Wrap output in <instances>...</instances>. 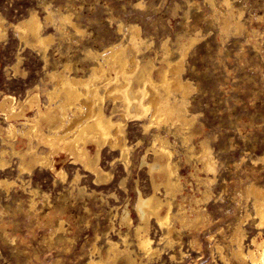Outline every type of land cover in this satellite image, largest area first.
<instances>
[{
    "label": "rangeland",
    "instance_id": "374dc122",
    "mask_svg": "<svg viewBox=\"0 0 264 264\" xmlns=\"http://www.w3.org/2000/svg\"><path fill=\"white\" fill-rule=\"evenodd\" d=\"M230 1L235 11L233 22L242 13L244 29L240 33L234 27L223 31V15L229 12L223 0H216L215 7L208 0H0V15L6 22L18 23L32 12L43 20L48 12L55 16L44 24L45 33L53 37L46 52L27 44L12 27L0 38V102L3 94L25 100L28 91L45 101L43 84L52 86L49 71L61 70L62 64L70 61L75 68L72 73L88 74L94 63L90 51L127 43L129 27L137 26L144 41L139 53L142 61L149 57L162 66L166 46L172 50V60L179 57L183 45L188 47L182 76L192 84L189 113L196 116L194 128L198 130L185 140L178 127L172 126L169 132L166 125H153L145 131L141 121L130 120L125 126L128 142L133 146L130 172L119 160V152L105 148L101 165L111 172V178L103 185L94 184L92 174L70 161L62 165L66 180L41 167L32 175L19 178L17 158L7 155L10 168L0 170V179L15 180L16 184L9 190L0 186V264H88L91 258H98V254H92L95 245L107 257L108 237L125 248L119 233H128V248L139 262L226 264L213 246L217 242L224 255L239 264L232 257L229 240L247 212L251 217L244 224L245 244L258 233L253 199L246 196V188L252 182L264 186V0ZM60 13H71L81 32L69 24L63 25L58 19ZM193 38L198 40L189 47ZM18 57L21 62L16 71ZM154 75L157 77V72ZM1 113L0 110V125H5ZM33 114L28 111V116ZM156 131L173 144L184 183L185 199L179 195L174 210L182 204L194 217L190 199L201 196L192 174L196 167L202 168V163L190 157L188 146L198 150L205 141L216 162V172L209 174L215 180L212 196L203 206L207 221L195 228L181 227L176 221L180 232L173 235V246L162 244L163 254L148 259L140 252L135 238L134 229L140 222L135 203L137 185L145 195L153 191L148 168L141 162ZM16 146L21 149L24 144ZM147 157L152 160V152ZM77 169L82 178L78 184H70ZM200 176L207 175L201 172ZM28 185L39 193L32 195ZM80 188L84 193L79 192ZM159 196L166 197L163 187ZM32 199L37 203L34 208ZM125 207L130 211L131 228L121 226L119 215L116 216ZM61 220H65V234L58 230ZM151 224V236L159 241L163 230L154 219ZM262 232L261 241L264 229ZM115 264L125 261L120 258Z\"/></svg>",
    "mask_w": 264,
    "mask_h": 264
},
{
    "label": "bare ground",
    "instance_id": "6f19581e",
    "mask_svg": "<svg viewBox=\"0 0 264 264\" xmlns=\"http://www.w3.org/2000/svg\"><path fill=\"white\" fill-rule=\"evenodd\" d=\"M208 1L214 7L217 4L216 0ZM223 2L229 6V12L223 15V31H229L234 27L240 33L244 29L242 13L239 14L238 20L233 22L234 7L231 6L230 0ZM54 19L52 12H48L44 20L36 12H32L18 23H10L0 15V38L5 37L8 28L12 27L27 44L46 52L53 37L45 33L44 24ZM58 19L63 25H71L77 33L81 32L71 13H60ZM128 32L127 43L112 44L103 51L89 52L94 63L92 62L88 74L72 73L75 68L70 61L64 62L61 70L49 71L48 79L52 86L46 87L43 84L45 101L41 100L38 94L32 95L31 91H28L25 100H17L13 96L3 94L0 110L5 125H0V170L10 168V159L7 155L13 154L17 158L16 170L19 178L24 174L32 175L37 167H41L50 169L57 177L66 180L67 172L62 165L70 161V164H77L92 174L94 184L103 185L111 178V172L101 165L105 148L119 152V160L130 172L133 146L128 142L125 129L130 120L141 121L145 131L153 125H166L169 132L172 126L178 127L177 130H182L185 140H190L198 133L194 128L196 116L189 113L192 84L182 76L188 47L184 48L183 45L179 57L172 60L169 57L172 50L166 46L165 56L162 58L165 65L162 63V66H157L149 57H145L144 61L139 58L142 51L140 46L144 43L139 28L130 26ZM197 40L198 38H193L189 47ZM17 60L16 71L21 62L19 57ZM155 72L158 74L157 77L154 75ZM108 103L110 106H107ZM28 111H33L34 114L28 116ZM17 143L24 144L23 148H17ZM188 149L190 157H195L202 163V168L196 167V172L192 174L197 181V190L201 194L191 196L190 199L194 217L182 204L174 210L177 197L180 195L184 198L186 192L178 162L174 158L175 149L170 140L160 131H156L153 133V144L143 156L141 164L148 168L153 191L145 195L137 185L138 198L135 210L140 222L134 233L140 252L148 259L161 256L164 246H173L176 240L173 235L180 232L176 221L181 227L187 228L198 227L207 221V212L203 206L212 196L211 186L215 176L209 174L216 172V162L205 141L201 142L198 150L191 145ZM148 152H152L153 155L150 161L147 157ZM201 172L207 176L201 177ZM81 176L77 169L70 184H78ZM125 182L124 178L120 185L125 187ZM15 184V180L0 179V186L7 190ZM161 187L165 189V198L159 196ZM202 187L204 189H201ZM28 189L32 195L39 193L38 189L31 185H28ZM84 191L83 188L79 189L80 193ZM246 196L253 199L254 218L259 231L251 238L249 244H245L244 224L247 218L251 217L247 212L229 240L233 246L232 257L239 264H264V240H259L264 229V186L250 183L246 188ZM30 204L31 208H34L37 203L32 199ZM117 215L121 226L131 228L132 218L127 207ZM151 219H154L163 230L159 241H155L151 236ZM62 220L59 222L58 230L64 232L65 220ZM119 234L125 248L122 249L119 242L108 237L107 257H104L102 251L95 245L92 254H98V258H91L88 264H115L120 258H123L125 264H149L143 260L139 262L133 251L128 248V233ZM162 244H165L163 248ZM213 246L226 264H235L224 255L223 247L219 243L215 242Z\"/></svg>",
    "mask_w": 264,
    "mask_h": 264
}]
</instances>
